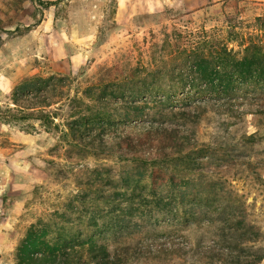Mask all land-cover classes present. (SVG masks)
<instances>
[{"label": "rangeland", "instance_id": "rangeland-1", "mask_svg": "<svg viewBox=\"0 0 264 264\" xmlns=\"http://www.w3.org/2000/svg\"><path fill=\"white\" fill-rule=\"evenodd\" d=\"M53 1L0 0V264H24L25 252L62 254L93 232L103 233L112 252V240L129 228L160 233L165 225L164 239L139 233L145 253L141 261L135 250L123 254L129 264H225L210 259L221 253L212 233L223 223L238 226L243 216L247 230L239 236L264 242V115H244L247 123L227 130L222 120L238 119L227 110L208 107L198 118L193 111L184 117L171 110H195L194 102L160 100L162 86L173 90L175 45L183 36L203 30L228 36L237 18L242 38L252 32L264 40V29H255L264 26V0ZM169 38L177 44L165 48ZM239 43L241 36L229 45L241 50ZM171 60L167 78L163 62ZM257 102L241 108L251 111ZM165 128L178 129L194 147L150 146L149 132ZM254 132L251 156L200 153L204 144L241 142ZM194 148L193 161L187 152ZM214 183L244 206L228 221L227 210L226 218L219 215L224 194L212 191ZM203 208L209 222L196 226ZM237 229L225 231L234 237ZM31 230L41 234L38 245L28 243ZM180 247L187 256L177 255ZM205 248L206 256L195 253Z\"/></svg>", "mask_w": 264, "mask_h": 264}, {"label": "trees", "instance_id": "trees-1", "mask_svg": "<svg viewBox=\"0 0 264 264\" xmlns=\"http://www.w3.org/2000/svg\"><path fill=\"white\" fill-rule=\"evenodd\" d=\"M38 3L45 6H51L57 3V1L49 0H38ZM258 20H262L261 17ZM231 23V29L228 32V36H222L219 32H207L202 31L198 34L191 33L183 36V40H180L182 45H175L176 55L174 61L176 65L173 64V69L170 67L172 60L170 62L164 61V74L167 78L171 77L169 71H173V85H171V92L168 93L167 85L161 87L164 90V94L161 96L160 100L164 101L163 103H169L171 105H181L189 104L194 102L196 107L195 110L192 109H183L180 107L178 110L172 109L171 113H175L179 116H187L192 111L195 113L194 117H199L202 113V109L212 108L217 111H225L234 114L238 119L234 121L222 120L221 126L223 128L229 129L230 126L237 124V121L247 123V119L244 115L248 114H259L264 115V40L260 39L261 34L250 33L248 36L240 32V28H244L243 21H229ZM256 27V26H255ZM264 26H257V30H263ZM183 30L179 33L181 35ZM194 36L191 37V36ZM241 36L242 43H239V46L242 47L241 50H235L234 47H231L229 43L233 41H238ZM177 42L171 41L169 38L164 44L165 48L170 46L172 47ZM174 63V62H173ZM259 97L263 100H259ZM142 98V99H141ZM139 98L143 100L144 97ZM257 102L258 106L255 109L246 110L241 108V106L249 102ZM263 101V102H262ZM135 103V104H134ZM132 104L138 105V103L132 102ZM261 105V106H260ZM263 105V106H262ZM238 107V108H235ZM32 108V107H31ZM206 111V110H205ZM170 112V111H169ZM193 120V119H192ZM255 134H245L242 136L241 142L235 141L229 138L222 140H217L216 143L204 144L201 147L200 153L208 154L209 150L212 152L223 151L219 154V159L230 156L232 154L242 155L245 152H249L250 156L253 149V142ZM150 136H155V140L149 143L150 146H153L156 142L160 145L161 148H165L167 143L169 145H178V143H188L192 147L190 141L186 142L178 133V129H158L149 132ZM193 135V134H191ZM189 135L190 138L192 137ZM157 137V138H156ZM141 145L144 144V140L140 139ZM129 150V148L127 147ZM195 149V148H194ZM196 150H189L190 156L193 157L196 154ZM112 151L115 149L112 146ZM181 152L182 150H178ZM204 151V152H203ZM242 151V152H240ZM181 155V154H180ZM182 156V155H181ZM238 156V157H239ZM232 157V156H231ZM201 175H207L209 172L200 170ZM210 174V173H209ZM174 183L175 179L172 180ZM178 185V184H175ZM206 187L208 184L206 183ZM212 191L219 194H224L223 197L218 196V205L221 208L219 215L226 218L224 210H227L229 215L227 216V221L232 217L233 211L235 209H243V205H237L236 201L232 202L227 200V192L217 187L214 183L212 184ZM220 194V195H221ZM106 198L104 201H108ZM238 202V201H237ZM225 206H227L225 208ZM243 207V208H242ZM218 208L216 211H218ZM225 208V209H224ZM241 213V211H238ZM243 212V211H242ZM207 213L209 212L206 208H203L201 216H198L195 221L196 226L206 225L207 222ZM224 215H221V214ZM245 216L236 219L233 225H238L236 227L226 226L224 223L220 230L216 233H212L214 240V247L220 250L221 253L216 254V257H210L212 260L222 259L225 264H258L264 260V242L263 240L254 242V237L248 238L239 236L242 233L246 232L247 226L244 225L247 220L244 219ZM194 225L189 226L187 231L190 232ZM241 227V228H240ZM226 228L229 230H234L238 228L236 236L229 237V232L225 231ZM142 227L136 226L129 228L127 232L122 233L120 237L114 238L112 240V252L110 245L106 244L102 240L103 233L101 232L98 235V232H93L89 239L82 241L77 248L75 243H71L68 247H65V251L62 254L55 253L56 248H51L49 252H42L38 256H31L29 253L25 252L23 254V260H27L24 264H129V259L124 255L133 256L132 251L138 252L136 254L137 260L141 261L144 250L140 248V245L144 242V238L140 237L139 233H145L148 237L155 236L156 238H163L168 236L166 231L167 225L163 226L160 230V233L155 232L153 226H149L147 230L142 231ZM33 231V230H31ZM245 234V233H244ZM28 243L35 246L41 243L39 240L41 234L38 235L36 231L31 232ZM263 235V234H262ZM139 239V241H137ZM137 242V244H136ZM185 248L180 247L176 253L177 255L183 254L187 256L188 252L184 250ZM206 249L201 253L203 256H206L209 252V249L206 252ZM225 250L228 255H224L222 252ZM155 250H149L151 258H155L158 253ZM160 253V251L158 250ZM148 253V250H146ZM175 253V252H172ZM124 254V255H123ZM219 255V256H218Z\"/></svg>", "mask_w": 264, "mask_h": 264}, {"label": "crops", "instance_id": "crops-1", "mask_svg": "<svg viewBox=\"0 0 264 264\" xmlns=\"http://www.w3.org/2000/svg\"><path fill=\"white\" fill-rule=\"evenodd\" d=\"M0 201H3V198L0 196ZM4 206V205H3ZM3 206H1L0 208H2ZM0 216H2L1 214H0ZM5 223V221L2 219L1 221H0V226H2L3 224Z\"/></svg>", "mask_w": 264, "mask_h": 264}]
</instances>
